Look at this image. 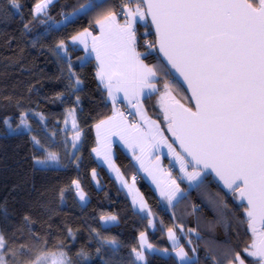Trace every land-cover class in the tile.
Listing matches in <instances>:
<instances>
[{
    "label": "trees",
    "instance_id": "16d2710c",
    "mask_svg": "<svg viewBox=\"0 0 264 264\" xmlns=\"http://www.w3.org/2000/svg\"><path fill=\"white\" fill-rule=\"evenodd\" d=\"M127 1L106 0L102 8L87 14L77 13L66 20L67 14L89 0H55L47 9V15L38 14L35 19L32 9L39 0H18L22 5L20 15L16 14V9H10L9 0H0V232L5 234L9 249L27 246L28 251L19 264H30L42 253L59 257L61 251L75 261L80 249L92 254L83 264H105L106 261L108 264H130L135 261L131 249L139 250L141 232L147 234L153 251L145 250L144 262L135 264H182L173 254L161 253L172 249L166 235L173 227L184 231L179 245L184 246L197 264H238L234 259L237 253L245 264H251V258L244 251L251 234L246 232V222L241 227L235 219L242 218L246 206L240 205L238 194L222 189L211 175L203 174L202 180L188 189L169 210L161 207L153 190L139 178L138 189L149 205L151 219L134 209L125 190L94 158L93 126L111 116L113 106L97 81L94 59L84 63L81 57H87L86 53L70 39L82 30L96 29L97 19L109 11L122 10ZM130 1L137 4V0ZM29 21L32 30L22 34L23 23ZM137 37V50L141 53L145 52L143 41L146 38L155 41L150 26L146 31L144 23H138ZM61 40L65 42L63 52L56 48ZM141 59L155 66L160 95L167 82L171 95L192 107L186 91L166 74L170 70L156 52ZM69 64L71 72L76 74L71 80ZM77 77L82 83L72 88ZM58 94L62 95L57 98ZM143 102L148 114L159 121L175 145L156 97L150 96ZM118 107L122 110L130 106L118 103ZM70 110H74L72 115H69ZM21 113H25L31 132L3 136V119L9 118L15 127ZM77 131L81 134L80 140L73 147L72 138ZM31 136L40 140L47 151L36 148ZM175 147L179 150L177 145ZM48 151L58 154L59 164L35 165L33 157L44 158ZM114 158L125 179L130 181L136 174L132 159L119 147L115 149ZM176 179H180L178 174ZM73 180L79 182L86 201L79 200ZM61 189L65 190L63 198ZM25 215L29 221L24 220ZM110 215L117 219L106 225L101 217ZM149 219L154 222L152 231L148 229ZM113 237L120 242L115 253L101 244L105 238ZM97 247L101 248L99 254Z\"/></svg>",
    "mask_w": 264,
    "mask_h": 264
},
{
    "label": "snow or ice",
    "instance_id": "6c2138e0",
    "mask_svg": "<svg viewBox=\"0 0 264 264\" xmlns=\"http://www.w3.org/2000/svg\"><path fill=\"white\" fill-rule=\"evenodd\" d=\"M52 3L53 0H39L32 9L33 19L38 14L47 15V9ZM105 3L106 0H89L87 4L67 14L65 19L81 12L87 14L102 8ZM143 5H147L146 12ZM9 7L16 9V14L20 15L22 5L18 0H9ZM122 11L125 17L123 24L117 21L119 11H109L96 21L100 26V36H91L88 29H85L71 37V41L83 44L87 50V38L91 36V52L95 53L98 62L96 77L99 83L107 89L114 102V93L120 91L125 93V99L130 104L132 98H135L137 104L133 106L138 107V112L142 107L139 97L150 96L156 90L154 81L157 78L155 66L145 64L141 57L146 58L156 52L158 46V53L183 77L191 91V99L195 101V110L185 107L171 95L169 83L164 84V92L160 97L164 119L190 160L176 153L170 144L168 147L189 181L196 180L202 174L207 175V170H211L225 188L238 194L236 198L240 205L247 202L242 218L235 219L241 227L246 222V232L251 234L250 242L244 248L251 258V264H264V0H137L135 9L125 4ZM148 17L151 18V27L155 29V42L146 40L145 52L141 53L136 50L137 25L144 22L147 31ZM31 30V21L23 23L22 34ZM56 48L60 52L65 51V42L61 40ZM55 54L59 55V52ZM88 59L90 56L81 57L84 63ZM69 73L70 80L76 76L71 72V64ZM166 74L172 75L170 71ZM81 83L77 77L71 87L76 88ZM59 95L62 94H58L57 98ZM73 111L70 110L69 115ZM20 116V122L15 127L9 118L3 119V136H19L31 132L25 113ZM150 124L156 130L155 134L142 133V137L152 134L153 141L160 136L159 142L167 143L155 121ZM122 125L126 126V121L123 113L117 110L113 116L96 125L98 139L102 132L111 135V128ZM72 127H77L74 116ZM131 127L136 128V125ZM80 135L77 131L73 136V147H76ZM31 140L36 148L47 151L35 136H31ZM93 152L97 156L101 155L98 148H94ZM109 153L110 148L105 147L106 160ZM33 160L35 165L41 167L59 164L58 154L51 151L44 158L34 156ZM186 164L199 170L189 173ZM172 183L175 184V181ZM72 184L77 189L79 200L86 201L87 196L79 182L73 180ZM64 191L61 189V198ZM179 191L177 186L172 191L161 190L160 195L171 204ZM146 207L141 200L140 211ZM101 219L115 221L117 218L107 216ZM24 220L29 221V217L25 215ZM168 233L169 238L174 240L172 228L168 229ZM69 235H72L71 229ZM140 241L139 250L136 247L131 249L135 261L130 264L145 260L146 237L143 232L140 233ZM101 244L113 253L120 247V242L114 237L105 238ZM147 248L153 250L150 244ZM27 251L26 245L9 249L5 234L0 232V264H19L20 258ZM96 253H101L100 247L96 248ZM91 257L92 254L85 249L76 252L75 261L64 251L59 253V257L53 253H42L30 264H43L49 258H52V264H83ZM176 257L182 264H197L183 248L176 251ZM234 259L238 264H245L238 253Z\"/></svg>",
    "mask_w": 264,
    "mask_h": 264
},
{
    "label": "crops",
    "instance_id": "0c3cea01",
    "mask_svg": "<svg viewBox=\"0 0 264 264\" xmlns=\"http://www.w3.org/2000/svg\"><path fill=\"white\" fill-rule=\"evenodd\" d=\"M135 7H136V4L131 6V8H133V9H135ZM124 19H125V17L123 14L119 20L117 19V21L120 24H123ZM139 23H144V22H139ZM83 31L84 30L80 31V33ZM88 31H89V33H91V36H100V34H101L100 26L97 23H96V29H91V30L88 29ZM91 36H89L87 38L88 39V49L87 50L85 49L83 44H81L79 42H76L75 44L78 45L80 48L81 47L83 48L87 57L90 56L91 59L92 58L94 59V62L96 64V71H97L98 62L95 58V53L91 52V46H92ZM70 41H71V39H70ZM137 51L139 52V50H137ZM145 64H147V63H145ZM157 80H158V74H157V78L154 81L156 83V90L152 91L150 96L156 97V102H157V104H159V106L162 110V113H164V110L161 107V103H160L161 95H160L159 89H160L161 85L159 84V81H157ZM97 81H98V79H97ZM98 83H99V81H98ZM101 86L104 90V93L107 96L108 101L113 106V112H112L111 116H113L115 111H117V110L120 113H122L121 109L118 107V103L122 104L123 106L128 105L130 107H133L135 115L133 118L125 117L123 115V118L126 121V126L122 125L120 127L111 128L110 129L111 135H108L106 132H102L101 137L99 139L97 136V128H96V125L99 122L95 123V125L93 126L94 127V129H93L94 137H96V143H95L94 148L100 149L101 155L97 156L96 152H93L94 158L97 159L102 164V166L106 169L107 173H109L113 178H115L117 180V182L119 183V186H121L122 189L125 190L128 197H129L131 191H133V193L135 195V200H139V203L141 200H143L144 204H146L147 207L142 212L151 217V215H149V213H151L149 205L147 204V201L144 199L143 194L138 189V185H137L138 181L136 179H133V178H131L130 181L125 179V176L122 174L121 169L118 168V166L115 163V158H114L115 149L119 147L126 154L127 157H130L132 159V162L134 164V168H136V174L140 178L139 181L143 180L144 182H146L148 184L149 188L151 190H153L156 198L160 202L161 207L169 210L174 205V203L179 201L186 194L188 189L194 188V186L202 180V178L204 177L203 174L200 177H198L196 180L189 181L187 175H185V172L181 171L180 163L177 161L176 156L173 154L172 151H170V149L168 147L169 144L171 145V147L172 146L175 147V145H173L172 141L169 140V138H168L167 134H165L161 124H159V121L156 118H154L153 116H151L150 113L148 114V112L146 110V106H145V103L143 101H144V99H146L150 96L145 97V96L141 95L139 97V103H140V105H142V107L140 108V110L138 112V107L133 106V105L137 104V101L135 98H132V103L130 104L128 99H125V93L123 91H120V92L114 93V95H115V102H114L113 98L108 95L107 89L103 85H101ZM106 119H104V120H106ZM151 121H155L156 125L159 128V133L162 134L163 139L166 140L167 143L159 142L160 136H157L156 141H153L152 134H155L156 130L154 128H152V125L150 124ZM132 125H136V128L131 127ZM137 129H139V131H137ZM169 132L172 134L171 131H169ZM142 133H152V134H149L147 136L142 137V135H141ZM105 147L110 148L109 158L107 160L105 159V156H104ZM175 149L177 150L176 147H175ZM178 152H179V150H178ZM137 157H139V159H137ZM185 160H186V158H185ZM141 164H143V167H141ZM168 164L169 165L173 164L176 167L177 172H178L177 174L180 177V179H176V177H174V173H171L169 171ZM185 168H186L187 172H189V173H192L194 171H198V169H194L193 167H191L190 164H186ZM122 176H123V178H122ZM173 181H175V184L172 183ZM125 185H128V186L126 187ZM177 186L179 187L180 191L176 194V196L173 198V200L170 204L166 197H162L160 195V192H161V190L172 191ZM129 199L132 201V205H133L134 209H136L137 211H140V205H138L137 203H135V205L133 204L134 198L129 197ZM151 219H152V217H151ZM151 219H149V221H151ZM148 229L150 231H152L154 229V222L153 221H151V224L148 223ZM172 229H173V232L175 234V239L174 240L170 239L168 232L166 235L167 242L170 244L172 249L161 251V253H163L164 255L171 253L174 255L175 259L178 260V258L176 257V251L178 249L183 248L184 251L187 253H188V251L185 250L184 246L179 245L181 243L180 240H181L182 235L184 234V231L181 230L180 228H177V227H175V228L173 227ZM146 237H147V234H146ZM146 242H147V238H146ZM139 243H140V237H139ZM147 244H149V243L147 242ZM147 244H145V250L146 251L148 250ZM151 251H153V250H151ZM142 262H144V261H142ZM178 262L182 263L179 260H178Z\"/></svg>",
    "mask_w": 264,
    "mask_h": 264
},
{
    "label": "water",
    "instance_id": "95a60500",
    "mask_svg": "<svg viewBox=\"0 0 264 264\" xmlns=\"http://www.w3.org/2000/svg\"><path fill=\"white\" fill-rule=\"evenodd\" d=\"M143 9H144V11L146 12V11H147V5H143ZM147 21H148V23H149V26H150V28H151V30H152V33H153V36H154V38H155V29H154V27H151V18L148 17ZM154 42H155V41H154ZM156 53L158 54L159 59H161L162 62L164 63V65H165V67L167 68V70H170V72L172 73L171 76H172L175 80H177V81L182 85V87H183V89L186 91V93H187V95H188V98H189V101H190V103H191V105H192L191 108H192L193 110H195V101L191 99V95H192V94H191V91L188 90V86H187V84L184 82L183 77H181V76L179 75V73H177V72L175 71V69H172V68H171V65H168V64H167V61L164 59V57H163L162 54H159V53H158V46H157V51H156ZM179 102H180L181 104H183L185 107H187L182 101H179ZM173 142H174L175 145H177L178 149L180 150L181 155H183L187 160H190V157H188L187 154L183 152L182 148L180 147L179 142L176 141V138H175L174 136H173ZM207 173H208V175H211L212 179L215 181V183L218 184V186H220L222 189H226V190H227V188L224 187L223 182L220 181L218 177H216L215 173L211 172V170H207ZM243 205L247 207V202L244 201V202H243Z\"/></svg>",
    "mask_w": 264,
    "mask_h": 264
},
{
    "label": "built area",
    "instance_id": "2783aa9c",
    "mask_svg": "<svg viewBox=\"0 0 264 264\" xmlns=\"http://www.w3.org/2000/svg\"><path fill=\"white\" fill-rule=\"evenodd\" d=\"M126 4H127L129 7H131V6H133L134 2L128 0V1L126 2ZM118 11H119V14H118L117 17L122 16V15H123V11H122V10H118ZM146 40L149 41L150 39H149V38H146L145 41H146ZM145 41H143V45H145ZM121 112L123 113V115H124L125 117H131V118H133L134 115H135V114H134L133 107L122 108ZM168 169H169V171H170L171 173H174L175 177H177V172H175V171H176V167H175L173 164H172V165H169ZM133 179L138 180V179H139L138 175H136V174L133 175ZM195 208H197V206H196ZM189 241H192L191 237L189 238Z\"/></svg>",
    "mask_w": 264,
    "mask_h": 264
},
{
    "label": "rangeland",
    "instance_id": "374dc122",
    "mask_svg": "<svg viewBox=\"0 0 264 264\" xmlns=\"http://www.w3.org/2000/svg\"><path fill=\"white\" fill-rule=\"evenodd\" d=\"M53 1H55V0H53ZM38 3V2H37ZM172 149H174L175 150V152L176 153H179L178 152V150H176L175 149V147L174 146H172ZM180 155H181V153H180ZM181 156H183V155H181ZM184 157V156H183ZM122 178H123V176H122ZM133 183V182H132ZM136 184V183H135ZM134 184V185H135ZM130 191V190H129ZM129 197H131V198H135V195H134V193H133V191H131V193H130V195H129ZM140 199V198H139ZM134 200V199H133ZM141 200V199H140ZM136 203L138 204V205H140V203H139V200H136ZM110 216H114V215H110ZM107 217V216H106ZM116 221V220H115ZM115 221H103V223H105L106 225H111L112 223H115ZM145 237H146V233H145ZM147 238V237H146ZM140 243H141V241H140ZM146 244H147V242H146ZM148 245V244H147ZM190 256V255H189ZM46 264H52V258L48 261V263H46ZM231 264H234V263H231Z\"/></svg>",
    "mask_w": 264,
    "mask_h": 264
}]
</instances>
